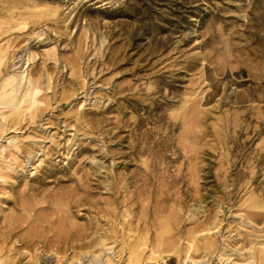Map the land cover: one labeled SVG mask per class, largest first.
Listing matches in <instances>:
<instances>
[{
	"label": "rangeland",
	"instance_id": "rangeland-1",
	"mask_svg": "<svg viewBox=\"0 0 264 264\" xmlns=\"http://www.w3.org/2000/svg\"><path fill=\"white\" fill-rule=\"evenodd\" d=\"M0 263L264 264V0H0Z\"/></svg>",
	"mask_w": 264,
	"mask_h": 264
},
{
	"label": "bare ground",
	"instance_id": "bare-ground-1",
	"mask_svg": "<svg viewBox=\"0 0 264 264\" xmlns=\"http://www.w3.org/2000/svg\"><path fill=\"white\" fill-rule=\"evenodd\" d=\"M30 61V57L27 59V63ZM30 63V62H29ZM15 77V76H14ZM16 77H21L20 78V82L18 83V80H17V78H10L11 80H9L10 81V83L9 84H15L16 82H17V85L19 86V85H21V82H23V81H26V79H27V77H28V74H27V72H26V69H24L21 73H19L18 74V76H16ZM28 84H29V86L31 85V82L29 81L28 82ZM29 89H30V87H28L27 88V92H26V95H25V97H24V99L29 95ZM16 90V89H15ZM16 98L15 97H13L12 98V101H13V103H14V100H15ZM16 101V100H15ZM18 103H23V99L21 100V101H17V103L16 104H18ZM16 106V105H15ZM18 107V106H17ZM137 256H135L134 258H136ZM133 259V258H132ZM137 259V258H136ZM130 260H131V258H130ZM134 261H135V259H134ZM133 261V262H134ZM131 263H132V261H131ZM130 263V264H131ZM1 264V263H0Z\"/></svg>",
	"mask_w": 264,
	"mask_h": 264
}]
</instances>
